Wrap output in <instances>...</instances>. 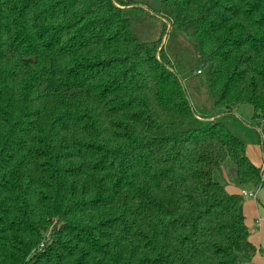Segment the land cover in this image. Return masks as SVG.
I'll list each match as a JSON object with an SVG mask.
<instances>
[{
  "label": "trees",
  "instance_id": "trees-1",
  "mask_svg": "<svg viewBox=\"0 0 264 264\" xmlns=\"http://www.w3.org/2000/svg\"><path fill=\"white\" fill-rule=\"evenodd\" d=\"M160 8L0 0V264H243L262 251L241 192L212 173L229 160L241 185L264 187L246 153L249 137L264 146V0ZM151 19L162 29L144 40L136 24Z\"/></svg>",
  "mask_w": 264,
  "mask_h": 264
},
{
  "label": "rangeland",
  "instance_id": "rangeland-1",
  "mask_svg": "<svg viewBox=\"0 0 264 264\" xmlns=\"http://www.w3.org/2000/svg\"><path fill=\"white\" fill-rule=\"evenodd\" d=\"M132 1L143 5L144 9H149L153 12H157L159 15H161V17L163 16V12L160 8V0ZM161 29L162 23L160 20L156 19L144 20L136 24V32L138 36L144 40H154L158 37ZM233 111L237 117H240L246 122H250L252 108L249 105H238L233 109ZM246 141H248L247 149L249 148V151L251 152V157L248 156V158L254 165L258 167H260L261 165V172L263 173L264 177V157L262 153V146L256 143L252 137H249ZM252 152L254 153V155H252ZM231 169H233L232 163L229 160H225L223 164H221L216 170H214V172L212 173V178L231 193H240L242 189H253V191L256 192V198H242L239 206V212L244 216L245 223L246 225L248 224V226H250V230L254 229L255 221L260 222V225L256 230V235L251 233L249 240L257 249L262 247L264 248V235L262 238H260L259 234H257L259 228H262V230H264V198H260L258 192L260 189H264V187L256 189L251 188L248 185H241L237 177L232 175ZM260 256L261 259H256V256H253V260L258 264H264L263 254Z\"/></svg>",
  "mask_w": 264,
  "mask_h": 264
},
{
  "label": "crops",
  "instance_id": "crops-1",
  "mask_svg": "<svg viewBox=\"0 0 264 264\" xmlns=\"http://www.w3.org/2000/svg\"><path fill=\"white\" fill-rule=\"evenodd\" d=\"M246 153H247V156H249V157H251V152L249 151V148L246 150ZM262 153H263V157H264V146L262 147ZM252 155H254V153L252 152ZM261 166V165H260ZM236 177V176H235ZM242 190H245V189H242ZM241 190V191H242ZM240 191V192H241ZM246 191H252L253 193H254V197H251V198H256V192L255 191H253V189H246ZM259 197L260 198H264V189H260L259 191ZM231 193V192H230ZM259 225H260V222H258V221H255V226H254V229L252 230L251 229V233H253L254 235H256V230L258 229L257 227H259ZM247 227L248 228H250V226H248V224H247ZM257 234H259V236H260V238H262L263 237V235H264V230H262V228H259V230L257 231ZM262 247V246H261ZM258 249H260V248H258ZM261 249H264L263 247L261 248ZM260 255H262V252H260V251H257V254L254 256L256 259H261V256ZM254 257H252V258H244V261L243 262H248V261H254L253 260V258ZM255 262V261H254ZM264 263V262H263ZM258 264V263H257Z\"/></svg>",
  "mask_w": 264,
  "mask_h": 264
},
{
  "label": "built area",
  "instance_id": "built-area-1",
  "mask_svg": "<svg viewBox=\"0 0 264 264\" xmlns=\"http://www.w3.org/2000/svg\"><path fill=\"white\" fill-rule=\"evenodd\" d=\"M200 71H198V73H199ZM263 174V173H262ZM241 194H242V196L243 197H254V193L252 192V191H246V190H242L241 191ZM262 251H260V252H262V254H263V256H264V249H261ZM243 264H257L256 262H254V261H248V262H244Z\"/></svg>",
  "mask_w": 264,
  "mask_h": 264
},
{
  "label": "water",
  "instance_id": "water-1",
  "mask_svg": "<svg viewBox=\"0 0 264 264\" xmlns=\"http://www.w3.org/2000/svg\"><path fill=\"white\" fill-rule=\"evenodd\" d=\"M231 173H232V175L233 176H236L237 175V171L233 168V169H231ZM251 231V230H250ZM252 232V231H251Z\"/></svg>",
  "mask_w": 264,
  "mask_h": 264
}]
</instances>
